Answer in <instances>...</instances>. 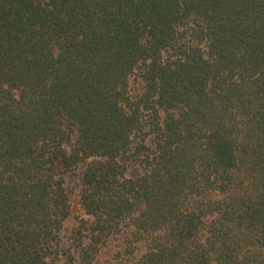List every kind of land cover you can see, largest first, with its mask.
Listing matches in <instances>:
<instances>
[{"label": "trees", "instance_id": "trees-1", "mask_svg": "<svg viewBox=\"0 0 264 264\" xmlns=\"http://www.w3.org/2000/svg\"><path fill=\"white\" fill-rule=\"evenodd\" d=\"M60 262L264 264V0H0V264Z\"/></svg>", "mask_w": 264, "mask_h": 264}, {"label": "rangeland", "instance_id": "rangeland-1", "mask_svg": "<svg viewBox=\"0 0 264 264\" xmlns=\"http://www.w3.org/2000/svg\"><path fill=\"white\" fill-rule=\"evenodd\" d=\"M131 90L133 94H136L142 90V82L140 79H133L131 82ZM70 147V146H69ZM84 164H80L79 168H77L74 172L70 173L67 178V189L68 193L71 199L72 203V216L68 218L65 222L64 229H63V234L68 235L71 232V229L74 227V225L77 223L78 219L80 217H88L84 210L81 208L80 203H79V186H80V175H81V170L83 169ZM128 175L129 176H136L138 173H140V169L136 166H129L128 167ZM117 242H113V244L104 251L102 258L105 260L109 256H111L113 253L112 249L116 248ZM58 264H61L58 263Z\"/></svg>", "mask_w": 264, "mask_h": 264}]
</instances>
